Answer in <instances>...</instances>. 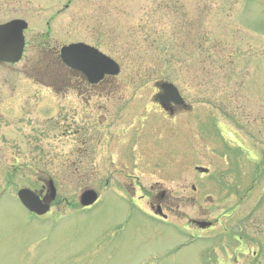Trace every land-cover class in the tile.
I'll return each mask as SVG.
<instances>
[{
  "label": "rangeland",
  "instance_id": "rangeland-1",
  "mask_svg": "<svg viewBox=\"0 0 264 264\" xmlns=\"http://www.w3.org/2000/svg\"><path fill=\"white\" fill-rule=\"evenodd\" d=\"M15 19L28 28L21 62L0 64V264H264V0H0V24ZM75 43L120 73L78 92L59 57ZM161 82L188 110L156 104ZM96 141L113 156L94 160ZM49 180L51 211L34 217L17 192ZM88 190L100 199L83 210Z\"/></svg>",
  "mask_w": 264,
  "mask_h": 264
},
{
  "label": "water",
  "instance_id": "water-1",
  "mask_svg": "<svg viewBox=\"0 0 264 264\" xmlns=\"http://www.w3.org/2000/svg\"><path fill=\"white\" fill-rule=\"evenodd\" d=\"M28 24L23 20H14L0 26V63H18L25 48L24 31ZM63 63L78 72H81L90 84H97L105 76H117L120 73V66L111 58L101 53L99 50L83 43L65 46L60 51ZM159 88L163 94L158 96V100L164 108L169 103L179 106L184 105V100L178 89L167 82L160 83ZM197 171L206 173L207 170L197 168ZM22 204L32 213L45 215L50 209V203L56 198V189L52 181L49 182V195L43 201L35 193L28 189H23L18 193ZM98 199V195L93 190L83 192L80 203L83 207L93 205ZM210 224L199 223L201 228H206Z\"/></svg>",
  "mask_w": 264,
  "mask_h": 264
},
{
  "label": "flooded vegetation",
  "instance_id": "flooded-vegetation-1",
  "mask_svg": "<svg viewBox=\"0 0 264 264\" xmlns=\"http://www.w3.org/2000/svg\"><path fill=\"white\" fill-rule=\"evenodd\" d=\"M0 25H2V24H0ZM71 73L74 75V72L73 71H71ZM76 76V75H75ZM77 77V76H76ZM80 77V76H79ZM81 78V77H80ZM82 79V78H81ZM77 81H79V82H83L84 83V81L83 80H81L80 81V79H78L77 78ZM73 87H75V86H73ZM97 87V85H89V84H87L86 82L84 83V84H82V85H77L76 86V88H75V90H77L78 92H80V93H82V91H83V89H85V91L86 92H89V89L88 88H90V89H92L91 91V93H93L94 92V88H96ZM156 104H158L161 108H162V110L166 113V114H169L172 118H174L178 113H179V111L181 110V109H188V107L187 108H185V107H180V106H178V105H175V104H173V103H169L167 106H166V108H163L158 102H156ZM96 124V122H95V120H94V125ZM95 129H94V131H95V133L97 132L96 130H98L96 127H94ZM43 130H46L47 131V133H49V131H48V126H46L45 128L43 127ZM96 146H97V148H96ZM103 146V142L102 141H96V142H94V160L98 157V156H104V155H108V156H113V155H111V153L108 151V152H104V149H101V147ZM123 155V154H122ZM121 171V170H120ZM121 173H124V171L123 172H121ZM136 179V181L137 182H139V177H137V178H135ZM156 187V185L155 186H152L151 188L152 189H154ZM193 190H195V187H193ZM47 193V190H46V187L45 186H43L42 188H41V192H40V194L42 195V197L43 196H45V194ZM144 198H145V196H144ZM151 198V200H153V199H155V202L154 203H152L151 204V209H155L158 213H161L162 212V214L163 215H165L164 214V210H166L167 209V207H166V205L167 204H169V198L167 197V195H166V192H161L160 194H158L157 196H155V197H150ZM155 218L154 219H161L160 221V223H162V224H164V222L167 220L166 218H167V216L165 215V217L164 216H162V215H160V217H157V216H154ZM157 222H159L158 220H157ZM193 224H189L190 226L191 225H194V226H199V224H196V223H194V222H192ZM212 227H210V228H207V229H205V230H210Z\"/></svg>",
  "mask_w": 264,
  "mask_h": 264
}]
</instances>
